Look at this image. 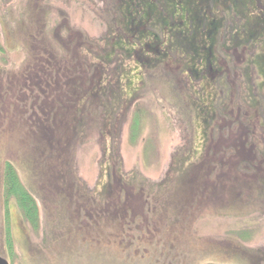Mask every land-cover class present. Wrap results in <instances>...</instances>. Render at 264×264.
<instances>
[{
	"label": "rangeland",
	"instance_id": "374dc122",
	"mask_svg": "<svg viewBox=\"0 0 264 264\" xmlns=\"http://www.w3.org/2000/svg\"><path fill=\"white\" fill-rule=\"evenodd\" d=\"M100 8L98 0H0V81L4 83L0 96L8 93L9 80L15 84L12 88L8 82L10 106L0 112L2 254L11 264H264V196L253 185L264 178V93L257 95L261 106L255 109L233 103L223 113L218 109L224 116L209 115L205 124L202 119L199 123L198 111L187 104L191 98L184 92L185 76L178 77L170 66L142 69L144 87L135 104L118 108L105 131L100 122L91 123L84 142L74 150L76 174L89 192L99 193L107 167L116 170L122 181L111 184L129 210L125 218L131 224L121 231V223H116L113 234L106 237L115 244H104L103 234L99 244L89 242L94 232L79 228L84 225L83 209L71 205L67 196L58 205L50 193L44 202L37 195L36 227L25 221L14 199L6 201L7 162L14 165L22 188L34 194L21 141L26 134L23 123L36 122L33 116L39 103L17 102L22 92L16 75L29 66L38 37L46 29L60 28L59 38H63L69 27L68 39L74 47L81 39L99 46L106 33L96 13ZM220 54L219 59H225L221 67L230 70L229 86L236 91L239 78L232 77V69L238 68L236 54ZM132 61L126 62L128 73L136 69ZM42 104L51 110V101ZM133 116L138 120L135 126ZM198 143L204 149L201 159L208 154L212 166L219 167L216 191L205 182L194 186L189 181L172 182L181 162L196 158ZM240 163L238 182H231ZM177 173L181 177L182 170ZM234 183L242 190L228 188L227 198L226 185Z\"/></svg>",
	"mask_w": 264,
	"mask_h": 264
},
{
	"label": "trees",
	"instance_id": "16d2710c",
	"mask_svg": "<svg viewBox=\"0 0 264 264\" xmlns=\"http://www.w3.org/2000/svg\"><path fill=\"white\" fill-rule=\"evenodd\" d=\"M98 1L101 8L96 10V13L98 18L103 21L106 30L103 39L105 48L102 52L99 47H96V44L88 41L82 43L80 51L77 50L76 57H69L71 51L65 53L62 45L59 48L49 42V29H46L45 34L38 37L35 53L30 55L29 66L18 76L16 75V83L22 92L19 96L20 99L16 98L17 102H22L24 105L31 101V104L39 103L36 116H33L36 117L38 124L24 122L26 134L21 141L25 147L24 164L30 180L33 181L31 191H34V194L22 188V183L20 184L17 179L14 165L9 162L6 163L4 179L6 201L15 200L23 218L30 226L36 227L39 223L38 208L34 201L37 195L44 202V197H50L48 196L50 193L58 205L66 202L63 200L67 196L69 203L73 201L71 205L78 204L83 209L84 220L82 222L84 225L79 228L85 227L89 234L94 232L88 239L89 242L95 244L102 241L100 239L102 234L104 238L108 237L109 232L113 234L118 221L121 223L118 229L125 231L126 227L131 224V221L127 223L125 218L129 210L125 209V203L123 204L119 194L112 188V181L122 182L113 168L111 170L110 167L105 168V173L103 172L105 181L97 195L89 192L79 182L80 179L76 174L74 164V150L76 146L84 142L91 123L93 125L100 122L103 131H105L113 124L116 110L124 105L127 108L130 104H135L133 101L144 87L142 85L134 97H131V93H126V87L130 86V82L126 81L128 66L125 63L130 57L123 54H128L129 42L137 43L139 41V48L142 52L145 41L150 54L166 57L162 60V66L169 65L176 69L180 63L176 61L178 57L186 56L188 49L189 52H194L195 47L197 49L196 38L200 39L202 33H205L202 29L205 30L209 24L210 7L215 0ZM248 1L251 2V0ZM255 6L256 0H253L249 6L251 7L249 12L254 11ZM246 7L243 3L242 11L246 12ZM239 10L241 11V9ZM220 12L222 13V22L229 23L230 29L236 31L242 29L239 24L240 16L236 12H229L225 8ZM225 28L227 27L225 26ZM205 34L207 35V33ZM119 38L124 39L122 44V41L118 42ZM177 38L180 39L177 40ZM163 39L168 41L161 44ZM108 45L110 46L107 48ZM114 46L120 52L117 53ZM86 49L92 57H81L82 50ZM139 58L143 61V57L139 56ZM177 69V76L180 77L182 71L180 67ZM52 72H54V79L51 77ZM10 81H8L9 85L13 88L15 84H11ZM6 84L8 93L0 96V112H2V108L10 106V103L8 104L11 95L10 88H8V83ZM3 86L4 83L0 87V95L4 89ZM184 92H187V96L191 98L188 99L187 104L193 111L196 109L199 113V117H197L199 123L202 119L205 124V120L209 117V105H203L209 102L207 89L203 92L204 96L202 94L199 97V91L195 93L192 91V86L189 88L184 84ZM44 101L52 102L51 110H48V104H42ZM238 101L242 102L243 99L240 98ZM3 102L4 104H2ZM221 107L220 105L217 109L222 112ZM133 118L131 119V121L133 120L132 126H135V122L138 120L136 116ZM201 141L203 142V140ZM192 144L191 140L190 145L192 146ZM253 145L256 147L255 142ZM199 147V143L196 144L195 151ZM195 151L194 154L197 156ZM207 156L208 154L202 159L192 156V161L188 157L183 160L177 170V172L182 170L181 177L175 172L173 184H178L179 180L183 184L189 181L192 186L199 185V182L202 184L205 182L206 186L211 185L213 191H216L218 188L215 186L217 187L216 183L219 179L216 174L219 167L212 166L214 164L208 160ZM113 164L115 165L116 162ZM240 168L241 163L235 167L236 173H239L235 174L231 182L239 179ZM246 170L251 173L252 167L248 165ZM253 185L258 190V195L264 196V179L258 180ZM226 186L227 198L229 197L227 196L228 188L242 190L235 183ZM190 188L194 191V188ZM149 193L153 192L150 190ZM77 217L79 216L77 215ZM49 224H51L50 221ZM98 229L102 231L96 232ZM106 239L103 240L104 244H115L113 238Z\"/></svg>",
	"mask_w": 264,
	"mask_h": 264
},
{
	"label": "flooded vegetation",
	"instance_id": "af4514ba",
	"mask_svg": "<svg viewBox=\"0 0 264 264\" xmlns=\"http://www.w3.org/2000/svg\"><path fill=\"white\" fill-rule=\"evenodd\" d=\"M252 1L253 0H251V2L248 0H215L212 7H210L211 12L209 15V24L205 30L202 29V31L207 33V35L202 33L200 39L198 37L196 38L198 46L197 49L195 47L194 52H189V49L187 48L188 54L183 57H178L176 60L180 62L179 65L176 66V71H178L177 68L180 67L182 71L181 75L185 76L183 84L189 88L192 86V91L195 93L199 91V97H201L203 92H205V89H207L209 94V102L203 105H209L208 111L211 117H217L220 115L217 109L220 107V105L224 107L222 108L224 109L223 112H225V109H230L233 103L244 104L246 109H255L257 106H261L257 95L264 93V0H256V6L254 7L255 10L249 12L250 8L253 7H249ZM243 3H245V7L247 4L246 12L242 11L241 5ZM223 8L227 9L229 12H236L240 16L239 19L241 21L239 24H241L240 26L242 27V29H239L240 31L232 30L230 29L231 27L229 23L225 24L222 22V13L220 10ZM239 9H241V11ZM224 25L227 28H225ZM66 29L69 33L63 38H59L60 28L56 30L54 29L53 31L50 29L48 38L49 42L54 46H58L59 48L60 45H62L65 53L71 51L69 57H76L77 50L80 51L82 43H86L89 40L83 38L85 41H82L81 39L78 46L74 47L71 44V40L68 39L70 29L69 27ZM179 39L180 38H177V40ZM120 41H122V44L124 39L119 38L118 42ZM162 41L163 42H161V44L168 40L163 39ZM181 41H179V43H181ZM134 42L130 41L128 44L130 45L127 52L129 55L123 54L130 57L126 62L133 60L132 62L136 68L127 73L126 81H128V83L130 82V86L126 87V93H131V97H134L139 91V88L142 87H138V85L144 84V75L142 74V69L153 70L157 67H161L162 60L166 58L157 54H150L147 50L148 44H146L145 41V46L143 47L144 51L142 52L139 48L140 42ZM109 46L110 45H108L107 48ZM96 47H99L102 52L105 48L104 41L102 40L99 46L96 43ZM124 48L127 49L125 46ZM219 49H221L220 52L224 54L227 53V55L231 51H234L236 54L234 61L238 68L235 66L236 69H232V77L236 76L239 78V87L236 91L229 86L230 80L228 78L230 76V70H224L221 67L222 63L225 64V59H219L221 55ZM87 51V49L82 50L81 57H92V55L88 54ZM115 51L117 53L120 52L116 47ZM241 53L243 57L240 56ZM139 56L143 57V61H141ZM165 66L168 67L169 65ZM162 67H164V65ZM205 70L208 71V75L204 74L206 72ZM127 71H129L128 68ZM51 77L54 79V72L51 73ZM2 84L3 81H0V87ZM195 86L197 89H194ZM240 98L243 99L242 102L238 101ZM246 99L248 100L247 103H245ZM262 125H264V122ZM200 147L195 151L197 154V159L202 156V152L204 150L201 145ZM263 153L264 150L261 151V155L264 157ZM0 260L4 261L6 264H11L2 254L1 249Z\"/></svg>",
	"mask_w": 264,
	"mask_h": 264
},
{
	"label": "water",
	"instance_id": "95a60500",
	"mask_svg": "<svg viewBox=\"0 0 264 264\" xmlns=\"http://www.w3.org/2000/svg\"><path fill=\"white\" fill-rule=\"evenodd\" d=\"M1 263H2V264H6L4 261H1V260H0V264H1Z\"/></svg>",
	"mask_w": 264,
	"mask_h": 264
}]
</instances>
